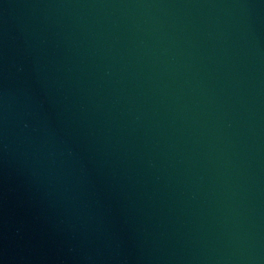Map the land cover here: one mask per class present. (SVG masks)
<instances>
[{
    "label": "water",
    "instance_id": "1",
    "mask_svg": "<svg viewBox=\"0 0 264 264\" xmlns=\"http://www.w3.org/2000/svg\"><path fill=\"white\" fill-rule=\"evenodd\" d=\"M0 264H264V0H0Z\"/></svg>",
    "mask_w": 264,
    "mask_h": 264
}]
</instances>
